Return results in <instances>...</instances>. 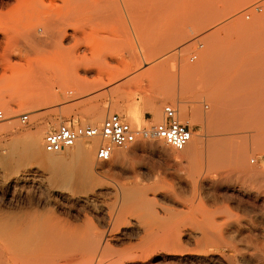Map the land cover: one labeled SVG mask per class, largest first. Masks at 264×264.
<instances>
[{
  "label": "rangeland",
  "instance_id": "obj_1",
  "mask_svg": "<svg viewBox=\"0 0 264 264\" xmlns=\"http://www.w3.org/2000/svg\"><path fill=\"white\" fill-rule=\"evenodd\" d=\"M52 1L5 0L9 5L0 9V27L6 26L10 35L13 32L11 39L22 42L21 38L33 31L36 37L40 36L43 29L46 31L48 19L51 26L52 21H57L71 35L63 45H71L72 50L71 66L66 60L60 66L44 68L46 79L35 101L26 102L25 97L15 93L12 84L1 79L0 68V108L6 114V120L0 123V146L7 148L6 155L0 152L1 223L15 221L22 214L38 218L37 222L54 216L79 223L82 214H88L91 223L103 232L106 221L102 209L106 211L114 201L113 189L123 186L130 188L127 193L135 203L144 206L143 213L141 210L136 214H210L218 224L231 218L222 228L223 237L252 255V262L263 263L264 251L260 250L264 249V229L255 226L252 218L253 213L254 217L264 213V196L255 200L245 193L250 185L247 168L258 174L255 180L264 176L262 140L252 138V133L219 135L230 119L219 118L218 114L220 110L230 111L232 119L248 124L264 118V0H153L149 14V10L142 9L135 13L122 0H116L112 8L103 6L105 0H99L100 5L105 1L102 7L93 0H83L91 7H85L82 0H71V6L63 0ZM70 14V23L65 24ZM45 33L50 35V31ZM143 33L146 41L142 40ZM3 36L0 31V42ZM192 55H196L193 61ZM14 59L13 63L18 62ZM167 105L176 110L178 122L192 132L193 142L183 151L150 141L116 149L112 160L99 162L95 158L98 143L90 140L78 141L74 148L56 154L62 162L59 170L33 162L20 163L23 140L28 135L43 139L46 133L71 120L79 125H100L113 113L131 124L127 111L134 109L140 122L131 125L147 127L162 120ZM94 113H101L99 124L89 123L88 118ZM21 114L29 116L25 125L18 120ZM221 138L225 140L220 141ZM41 143L45 152L42 140ZM88 147L92 150L91 165L97 179L94 184L89 168L84 179L71 180V165L79 149ZM91 188L102 196H91ZM103 199L106 208L97 209ZM238 199L250 202L254 209L243 211L237 205ZM37 227L32 234L39 238L36 251L41 254L32 264L63 261L57 256L47 258L49 235ZM137 229L142 232L141 228L127 226L113 234L105 232V236L115 250L137 249L143 236ZM178 236L185 251L182 246L178 251V243V252L170 248L175 254L168 247H159L148 258L138 257L142 261L125 257V262L121 259L118 264H220V249L207 246L199 250L183 231ZM0 250V264H7V248L0 245Z\"/></svg>",
  "mask_w": 264,
  "mask_h": 264
},
{
  "label": "bare ground",
  "instance_id": "obj_2",
  "mask_svg": "<svg viewBox=\"0 0 264 264\" xmlns=\"http://www.w3.org/2000/svg\"><path fill=\"white\" fill-rule=\"evenodd\" d=\"M21 1L26 2V0H21ZM21 1L19 0V2H21ZM93 1L95 3L96 2L99 3V5H100L99 0H93ZM100 1H103V0H100ZM105 1H106V4L104 3ZM105 1L103 2L104 5H103V3H101V4L103 6L108 5L110 8H112V6H114V4L117 3L116 0H109V1L105 0ZM54 2H55V0H54ZM63 2H65L66 5H67V3L69 5L71 4V0H63ZM87 2L88 1H86V3H85L83 1L81 3L89 5V3H87ZM154 2L155 1H153V0H122V3H124L129 8H132L131 10L134 9V12H135V10L137 11L140 9L144 10V12H147L149 10L147 12V14H149L151 12V8H152ZM8 3L6 4L5 0H0V9H1V7L5 8L4 7L5 4L9 5ZM51 3L53 4V1ZM76 5H75V7H76ZM88 5L85 7H91L92 4L90 6H88ZM99 5H98V7H99ZM102 5H100V6L102 7ZM47 6H49V4H47L46 7ZM77 6H79V5H77ZM46 7H44V8H46ZM98 7L96 4V9H99ZM101 7H100V9H101ZM104 8L106 9V7H104ZM68 11H71V10H68ZM144 12H143V14H144ZM69 13H67V14H69ZM1 15L2 14L0 13V16ZM68 16H71V14L67 15L66 19L68 18ZM24 18H25V16H24ZM48 18H49V16H48ZM140 18H141V16H140ZM148 18H149V16H148ZM150 18H151V16H150ZM66 19H64V21ZM68 19H70V18H68ZM67 20L65 21V24L67 22L70 23L69 20L68 21ZM146 20H147V18H146ZM48 22L49 21L47 19V21H46L47 28H46V31H44L45 29L42 30L44 32L43 34L40 35V33H39L40 36L37 35V37L33 34L34 31L32 32V34H30L28 36H26L24 34L25 35L24 39H23V37L22 38L20 37L23 40L22 42L18 38L17 39H14V38L11 39L9 36H13V34H12L13 32L10 35L6 26H2V28L0 27L1 28L0 31H3V34H4L3 41L0 42V68L3 70V74H2L1 79L3 81H7L8 84L11 83L12 86L14 87V92L19 93L23 97H25L26 102L35 101V100L39 99V93L42 92V91H40L41 83L44 81V79H46L45 75H44V68H47V67L53 66V65H58V64L60 66V64L66 60L70 63V66H71V51H72L71 45H69L68 47H65L63 45L64 44L63 41L66 40L69 36L71 37V35H69L67 33V30L61 28L59 26L60 24H58L57 21H56V23H55V21H52V22H54V24H52V26H51V21L49 22L50 25L48 24ZM141 22H143V21H141ZM44 23H45V21H44ZM148 23H149V20H148ZM149 25H151V24H149ZM62 26H64V25H62ZM147 27H149V26H147ZM47 29H50V30H47ZM138 30H139V28H138ZM145 30H146V28H145ZM47 31H50V35H48V36L45 33ZM136 31H137V29H136ZM136 31H134V32H136ZM19 32H20V30H19ZM47 34H49V33H47ZM145 34L147 35L146 37H148V32L147 33L145 32ZM24 35H22V36H24ZM43 35H45L46 37ZM18 36H19V34H18ZM143 37H145L144 33L142 35V40L144 41L145 39H143ZM140 40H141V38H140ZM115 45H117V44H115ZM143 47H145V45ZM13 58H16L14 60L18 59V62L13 63L12 62ZM20 61L21 62L23 61L24 64H21ZM100 65H101V63H100ZM7 71L10 72L9 76H7ZM52 73H53V71H52ZM54 77H56V75ZM46 90L47 89H45V91ZM24 103H25V99H24ZM30 104H32V102ZM25 105H27V104H25ZM246 110H248V109H246ZM244 111H245V109H244ZM137 114L138 113L135 109L127 111V117H128V119L132 125L138 124L140 122ZM218 117L222 118V119H224V118L230 119V123H228L225 127L221 128L219 135L220 134L225 135V134L252 133V135H251L252 138H255V137L261 138V140H262L261 146L264 147V118L261 120H255L252 123L248 124V123L240 121V120L232 119V115H230V111L228 112V111H224V110H220ZM88 120H89V123H91V124H99L101 122V113H94V114L90 115ZM41 140L43 141L42 136H36L34 134L28 135L27 137L24 138L23 141H24L25 146L19 155L20 163H22L24 165V164H27L29 162H33V163H37V164H39L45 168L58 169L59 170V168L62 167V164H61L62 162L60 161V157H58L56 155L58 153H47V152L45 153V152H43ZM219 140L224 141L225 139L221 138ZM192 142H193V138L191 135L190 140H189L188 144L186 145V147H184L183 149H181L179 151L185 150ZM76 144H75V146H76ZM139 144H143V143H139ZM74 147H72V148H74ZM72 148H68V149H72ZM11 151L15 152V149L12 148ZM0 152H2V154L3 153L5 154V152H7V148L4 146H0ZM8 152H10V151H8ZM92 157H93L92 156V150L89 149V147L85 148V149H79V151L77 153L76 161L74 163H72V165H71V171H72L71 180H75V179H81L82 180V179H84L86 169L89 168L90 181H92L94 184V182L97 179H96V176L94 174V168L91 165ZM114 157H115V154L112 155V159ZM239 163H240V161H239ZM240 164H242V162ZM244 167H245V165H244ZM246 170H247V173H248V176L250 179V185H249L248 189L246 188L247 190L245 191V193L247 195H249V194H251V196L253 195L255 197V200H258L262 196H264V176L262 177L261 180H255L254 179L255 176L258 175V174H256L255 170L251 167L247 168ZM258 170L260 171V169H258ZM262 171L264 172V170H262ZM262 171H261V173H263ZM57 174H56V176H57ZM204 175H206V174H204ZM259 175H260V173H259ZM206 181H207V179H206ZM211 184L213 185V183H211ZM212 185H211V187H212ZM126 188L127 187L124 188L123 186L122 187L117 186L115 189H113L114 201L111 203V205L107 208L106 211H105V209H102V212L104 213V214L102 213V215L104 216L103 219L106 221L105 222L106 223V229H105L106 231H103V232H99L97 227H95L91 223V221L88 217V214H82V217H83L82 219L79 216L80 217L79 223H74L72 221H71V223L70 222L68 223V222L64 221V218H63V220H61L62 218L59 219V218L54 217V216H48L43 221H40V219H39V222H37L38 218L36 219V218H34V216L29 215V214H24V215L22 214V216L20 218L16 219L15 221L8 222V223L7 222L3 223L4 221L1 223V221H0V245L5 246L7 248V251H8V260H7L8 262H7V264H32V263H34V260L39 257L38 255L41 253L38 254L36 251V248H37L38 242H39V238L38 237L34 238V234H32L34 229H36L35 227H37V226L45 229L46 234L49 235V240H50L49 247H48L49 250L47 251V253H45V255L51 256V258H52V256L53 257L57 256V257H60L63 259V261H61V262L52 263V264H118L121 259L125 262V260H124L125 257H131V258L137 257L135 260L138 261L139 258H142V259L148 258L147 256L152 251L156 250V248H158V250H159L160 249L159 247H166V248L168 247L169 249L170 248L175 249L176 245L179 243V240H180L179 239L180 236H178V233L182 232V231H183L184 235H186V237H188V239L194 240L195 246H196V248H200L199 250H201V248L207 247V246L213 247V248H215V250L220 249V251L222 253L218 258V262L220 264H256L257 263V262L255 263V261H257V260L252 262L253 261L251 259L252 255L248 256L247 252L244 249L238 248L239 246H235L234 244H232L229 241V239L223 237L222 228L228 225L227 224L228 219H231V218H228V219L226 218V220H223V221H222V219H219V221H222V222L220 224H218V220L216 218L212 217V215H210V214H163V215H160V214H146L145 212H144V214H136V212L138 213L141 210H142L141 213H143V209H144L143 207L144 206H141L140 203H139V205L137 203H135L132 199V196L127 193L128 189H130V188H128L127 190H126ZM129 193H130V191H129ZM91 194H94L93 196H96V197L102 196L101 192L96 193L93 189L91 190L90 195ZM238 198H241V197H238ZM233 199H235V198H233ZM99 202H100L99 206L95 204L97 206V209L101 210V208H103V207L106 208V206L104 205L105 204L104 199L99 201ZM94 203H93V205H94ZM132 203L137 204V205L133 204L136 206V208H134L135 206L134 207L131 206ZM237 205L243 211H252L255 207L250 202H247L244 200H239V199L237 200ZM96 206H94V207H96ZM133 211L135 214L134 213L127 214V213L133 212ZM262 212H261V214H259L258 216L256 215L255 217H254L255 214L253 213V218H252L253 224L257 227L260 226L261 230L264 229V213H262ZM232 216H234V215H232ZM237 218L235 217V220ZM77 220H78V218H77ZM232 221L233 220H231V222ZM243 224H241V226ZM202 225H204L205 227L202 228ZM237 225H239V224H237ZM102 226H103V224H102ZM127 226H135L139 229L141 228L140 230H142L141 233L143 234V236H142V238H140L141 243L138 245L139 247L136 245L138 247L137 249H134L133 247H129V248H124L121 251L113 249L110 246V243H109L110 240L105 236V232L113 234L115 232V230L117 232V230L119 228L127 227ZM255 226H253V227H255ZM261 227H263V228H261ZM181 228H183V230L180 231ZM133 230H134V228H133ZM215 232H217V233H215ZM120 233H121V231H120ZM137 233H140V232H138V229H137ZM225 233H226V231H225ZM228 235H230V233H228ZM116 236H118V235H116ZM112 237H114V236H112ZM263 240H264V238H263ZM181 246L183 247L185 245L180 244L177 247L179 252L181 251V250H179V247H181ZM240 246L242 247L243 245L241 244ZM166 248H163V249L166 250ZM188 249H189V252L192 251V250H190V248H188ZM176 250L177 249H175V251ZM183 250L185 251L184 247H183ZM202 250H204V248ZM246 250H249V249H246ZM161 251L163 252L162 248H161ZM171 251L173 252L174 250H171ZM171 251L168 250V253ZM178 251H176V252H178ZM260 251H264V249H261ZM0 252H1V250H0ZM197 252H198V249H197ZM197 252H195V253L197 254ZM202 252H200V253L202 254ZM205 252H207L206 249H205ZM42 254H44V253H42ZM197 255H199V253ZM204 255H206V254H204ZM48 256H47V258H50ZM253 258H254V256H253ZM142 259H140V260L142 261ZM126 260H128V258ZM149 262H150V260H149ZM164 263H167V262H164ZM168 263H169V261H168ZM194 263H195V261H194ZM169 264H172V263H169ZM261 264H264V262Z\"/></svg>",
  "mask_w": 264,
  "mask_h": 264
},
{
  "label": "built area",
  "instance_id": "obj_3",
  "mask_svg": "<svg viewBox=\"0 0 264 264\" xmlns=\"http://www.w3.org/2000/svg\"><path fill=\"white\" fill-rule=\"evenodd\" d=\"M196 59L192 55L190 60ZM160 122L147 127H133L119 114L107 115L100 125H79L73 120L60 124L43 138V149L47 153H61L72 148L78 141L95 140L98 146L95 158L109 162L116 149L128 148L143 142H161L169 149L179 151L186 147L192 135L191 130L176 119V110L167 105L163 108ZM28 114H21V125L28 123ZM6 120L5 111L0 108V123Z\"/></svg>",
  "mask_w": 264,
  "mask_h": 264
}]
</instances>
